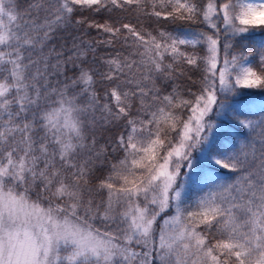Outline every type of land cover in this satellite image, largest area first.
Listing matches in <instances>:
<instances>
[{
  "label": "snow or ice",
  "instance_id": "1",
  "mask_svg": "<svg viewBox=\"0 0 264 264\" xmlns=\"http://www.w3.org/2000/svg\"><path fill=\"white\" fill-rule=\"evenodd\" d=\"M81 9L204 27L76 19L130 50L99 72L44 51ZM0 264H264V0H0Z\"/></svg>",
  "mask_w": 264,
  "mask_h": 264
},
{
  "label": "trees",
  "instance_id": "2",
  "mask_svg": "<svg viewBox=\"0 0 264 264\" xmlns=\"http://www.w3.org/2000/svg\"><path fill=\"white\" fill-rule=\"evenodd\" d=\"M30 2L31 0H17V3L21 7H26ZM148 11H151V9L149 8ZM76 19L94 20L101 23L104 21H131L133 24L139 23V25H142L146 31H151L153 34H156V32L160 30L176 32L186 28L200 29L204 27V25L198 22L191 23L164 19H161L159 22H157L155 17H150L143 14L138 16L135 12L121 11L119 9H115L112 12L102 11L99 14L81 9L76 13L71 24L58 28L55 31L53 39L48 43L44 51L47 53L50 48L54 47L57 52L63 53L61 58L66 59L67 56L72 55L73 43L80 44L85 48L87 47V44H91L92 47L95 48V52L91 51V49H88V55L84 61V65L90 66L99 72L106 70L105 65L102 62L104 59L114 56L118 52L121 54H127V52L130 50L124 47L122 40H114L111 45L97 43V41H106L110 39L109 35L104 34L95 28H88L86 24L77 25L75 23ZM257 38L259 39L261 37L258 36ZM201 54H203V52H201ZM52 62H55V56L53 57ZM67 75L73 76L74 73L68 72ZM189 76L191 79H188ZM200 76L201 72L189 70L186 76L178 77L176 80H164L163 78H158L157 87H159L163 93L170 92L174 85L185 91L188 88H191L193 91H195L196 86L192 84V81L199 80ZM56 79V77L53 78V84L55 83ZM59 79L63 80V77H59ZM97 80L99 81V76L97 77ZM106 86V84L101 83H98L97 85L101 97L103 96V88ZM103 102V99H101V103ZM95 115L97 120H99L100 112L97 111ZM89 119L91 118L89 117ZM224 127L228 131L229 138L236 137L241 134L232 121H225ZM121 130L122 124L120 126L102 125V122H98L94 127L96 137L100 143H104L106 140L113 139ZM97 199H99V197H97ZM96 226L101 227L102 225L97 222Z\"/></svg>",
  "mask_w": 264,
  "mask_h": 264
}]
</instances>
